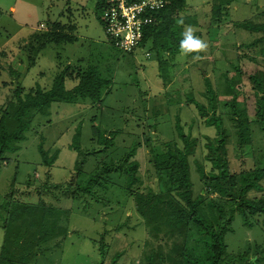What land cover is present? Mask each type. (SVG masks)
<instances>
[{
	"label": "rangeland",
	"instance_id": "rangeland-1",
	"mask_svg": "<svg viewBox=\"0 0 264 264\" xmlns=\"http://www.w3.org/2000/svg\"><path fill=\"white\" fill-rule=\"evenodd\" d=\"M224 1L187 0L177 13L176 33L183 35L187 26L193 27L194 35L207 44V49L191 57L182 51L174 56L164 51L163 57L169 61V80H165L154 51L147 53L149 44L127 53L108 40L101 18L103 9L98 8L97 0H0V118L6 105L15 100L16 87H23V94L35 90L36 85L48 89L64 67L69 66L75 77V80L66 78L67 89L74 88L78 76L89 67L107 81L100 101L77 95L73 100L54 101L43 111L36 108L30 111V123L20 149L6 153L8 160L0 162V252L5 238L13 237L16 232L15 228L10 231L2 228L7 215V195L12 189L20 190V193L15 192L17 199L35 203L40 200L39 196L33 191L29 195L24 191L29 179L33 186L41 185L49 173L51 182L69 181L75 163L81 160L84 172L77 181L82 183L97 173L103 163L118 165L128 157L126 164L133 160L138 162L141 178L139 184L129 190L126 175L111 172L112 180L106 187L93 188L95 196L82 195L77 200L62 198L59 202L49 193L42 196L47 203L57 206L58 225L62 227L40 244L49 249L33 256L29 264H148L147 255L153 254L156 258L160 253L178 258L177 253H170L175 237L154 236L148 221L139 213L136 193L157 191L158 178L150 161L161 152L163 144L177 140L180 146L184 145L176 129L179 119L184 133L196 141L194 152L188 155L193 197L203 195L204 210L208 213L216 212L210 206L213 198L214 204L222 207L223 218L217 212L221 223L229 228L225 235L228 251L225 263L264 264L261 222L248 224L234 203L212 193L200 176L199 165L207 172L211 165L204 157L207 138H214L218 133L216 127L208 126L198 109L186 101L193 95L204 105L209 104L204 79L209 77L216 90L217 113L229 135L231 171L248 170L256 160L264 165V156H260L264 154V134L258 126L252 127V145L238 146L232 120V95L225 87L227 76L237 88L236 93L239 91L237 102L248 101L252 116L254 107L244 91V78L236 67L240 65L247 72L252 71L253 66L261 69L264 59L259 57L255 62L246 57L239 61L240 51L249 56L254 53L239 50L238 46L260 35L250 33L240 23L248 20L264 23V0H231L229 4ZM215 3L220 7V15L216 17ZM71 24L76 26L73 31L76 39L72 43L50 42L38 54H33L31 44L42 42L33 38L34 33L40 35L53 25H59L57 29L62 33L69 32ZM93 119L113 140L112 147L104 148L91 142ZM6 123L9 131L17 126L16 118L9 115ZM77 128L81 130L84 154L70 148ZM40 146L48 155L57 152L53 166L44 165ZM93 149L99 151L89 153ZM260 183L264 187V178ZM253 194L255 191L249 192ZM65 209H69V216L65 215ZM14 251L15 256H19L17 251L20 250L15 248ZM163 263L174 264L168 260Z\"/></svg>",
	"mask_w": 264,
	"mask_h": 264
},
{
	"label": "trees",
	"instance_id": "trees-1",
	"mask_svg": "<svg viewBox=\"0 0 264 264\" xmlns=\"http://www.w3.org/2000/svg\"><path fill=\"white\" fill-rule=\"evenodd\" d=\"M186 1L169 0L166 7L156 13V21L148 26L140 45L143 49L148 44L151 46L147 48V53L150 54V51H154L159 61L162 77L165 80H169V73L167 72L169 61L164 59L163 52L165 51L174 56L181 51L180 42L184 37L176 33L174 26L177 24V13L184 8ZM224 2L229 4L232 1L226 0ZM97 5L101 10L104 9L105 0H97ZM213 13L215 17L220 15V7L216 3L214 4ZM240 25L250 33L260 35L249 42H242L238 46L239 50L254 53L250 57L240 51L239 61L246 57L255 62L259 57L264 59V33L262 34L264 23L248 20L241 22ZM57 26L53 25L52 29L40 35L37 32L34 33L33 38L42 40L40 45L31 44L34 55L38 54V51L50 42L68 44L76 39L73 33L76 28L75 25L71 24L68 28L69 32L64 33L59 31ZM196 54L198 53L191 52L187 53V56L191 57ZM32 60V64H34V58ZM236 68L240 77L244 78V83H246L244 91L245 93L247 91L246 94L251 100L255 111L250 116L248 101L237 102L236 95L239 91L237 90L236 93L237 88L232 85V81L226 76V92L232 95V120L236 128L238 146L241 148L252 145L253 126H258L264 134V66L261 69L253 66V70L250 72L243 71L240 65ZM70 71L69 66L64 67L55 76L51 87L48 89L36 85L35 90L23 94V87H16L13 91L15 100H11L6 105L0 118V162L8 160L5 156L6 153L20 149V142L25 139L24 132L28 129L30 123L29 117L32 109L36 108L43 111L54 101L73 100L77 98V95L84 99L101 100L103 88L107 81L102 80L97 75L96 69L89 67L78 76L79 79L74 88L67 89L65 87L66 78L75 80L74 74H71L72 71ZM204 79L207 85L205 96L209 100V104L204 105L193 95L188 96L186 100L187 104H193L198 109L201 119H204L208 126L216 127L218 133L214 138H207L204 157L211 165L208 172L205 171L203 165H199L200 176L212 193L217 194L220 199L231 200L244 215L248 224H254V221L261 222L264 228V187L260 183L264 178V165H260L256 160L254 166L248 170L231 171L227 142L229 135L226 133L221 116L217 113L216 90L213 88L209 77L205 76ZM7 115L15 117L17 120V126L12 131H9L7 127ZM94 119L91 142L104 146V148L112 147L114 145L113 140L102 131L100 126L94 123ZM176 129L184 145L180 146L177 140L167 141L163 144L161 152L155 154L150 161L158 178V189L157 191L150 189L146 194L141 191L137 192L136 199L139 213L148 221L154 236L158 237L161 234V239H165L167 236L175 237L170 253H177L178 258H172L170 254L164 255L162 253L155 258L151 254L147 255L148 264H164L165 260L174 264H229L225 263L226 253L228 252L225 235L229 228L220 221V217L223 218L224 216L221 215L222 207L214 204L212 198L210 199V206L216 212L208 213L204 210L203 195L193 197L188 155L194 152L196 141L184 133L179 119H177ZM70 148L79 154H84L81 146L80 128H77L74 133ZM39 149L42 153L44 165L47 167L53 166V159L57 156V152L48 155L49 152L44 150L42 146ZM98 151L99 149H93L89 153ZM260 156L263 157L264 154L262 153ZM127 158L118 165L111 162L103 163L97 173L91 174L86 182L82 183L77 181L84 172V162L81 160L75 163L74 174L71 175L69 181L51 182L49 173L46 181L41 185L38 183L33 186L32 179H29L24 191L27 192V195L33 191L39 196L40 200L35 203L17 199L15 195L17 192L20 193V190L12 189L11 193L9 192L7 195V215L4 218L2 228L7 231L15 228L16 232L13 237H6L1 245L0 264H29L33 256L42 254L49 249V247L40 244L48 241L62 225H58V215L60 218V213L57 212V206L42 199L45 193L51 194L55 202H59L62 198L77 200L82 195L95 196L96 193L93 188L96 185L106 187L109 181L112 180V177L109 176L111 172L126 175L127 179L125 181L128 190L137 186L141 181L138 175V162L133 160L126 164ZM32 187H34L33 190ZM250 191H255V194L249 195ZM9 195L11 196L9 197ZM217 212L221 216H218ZM231 212L233 213V209ZM65 215L69 216V209H65ZM257 218H259V221H257ZM163 234L165 235L162 236ZM15 248L20 250V252L17 251L19 256H15ZM234 257L240 259V256L234 255Z\"/></svg>",
	"mask_w": 264,
	"mask_h": 264
},
{
	"label": "built area",
	"instance_id": "built-area-1",
	"mask_svg": "<svg viewBox=\"0 0 264 264\" xmlns=\"http://www.w3.org/2000/svg\"><path fill=\"white\" fill-rule=\"evenodd\" d=\"M169 0H105L102 21L108 40L117 48L134 53L148 26L156 21V13Z\"/></svg>",
	"mask_w": 264,
	"mask_h": 264
},
{
	"label": "clouds",
	"instance_id": "clouds-1",
	"mask_svg": "<svg viewBox=\"0 0 264 264\" xmlns=\"http://www.w3.org/2000/svg\"><path fill=\"white\" fill-rule=\"evenodd\" d=\"M179 23H183V20H180ZM195 29L191 26H187L184 33L183 39L180 42L181 51L185 54L191 52H201L207 49V44L200 39L199 37L194 35Z\"/></svg>",
	"mask_w": 264,
	"mask_h": 264
},
{
	"label": "crops",
	"instance_id": "crops-1",
	"mask_svg": "<svg viewBox=\"0 0 264 264\" xmlns=\"http://www.w3.org/2000/svg\"><path fill=\"white\" fill-rule=\"evenodd\" d=\"M14 9V8H13ZM19 24V23H18ZM19 25H21V24H19Z\"/></svg>",
	"mask_w": 264,
	"mask_h": 264
}]
</instances>
